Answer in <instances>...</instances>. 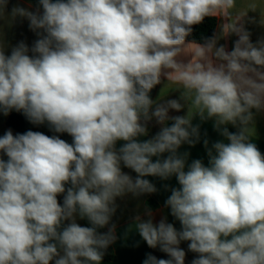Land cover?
Returning <instances> with one entry per match:
<instances>
[{
    "label": "clouds",
    "instance_id": "clouds-1",
    "mask_svg": "<svg viewBox=\"0 0 264 264\" xmlns=\"http://www.w3.org/2000/svg\"><path fill=\"white\" fill-rule=\"evenodd\" d=\"M7 5L0 0V19H27L38 38L10 55L0 39V112H22L72 143L31 130L0 136V264H101L117 240V198L158 191L146 177L176 179L164 205L180 229L166 216L154 222L151 209L136 215L129 231L169 257L148 254L143 264H185L181 242L197 254L191 264H264V154L252 111L264 109V39L254 44L245 27L256 23L249 12L264 26V0H39L35 12L11 13ZM206 18L223 21L219 34L188 41ZM232 34L231 51L217 46ZM173 90L179 98L165 99ZM153 118L162 127L141 139ZM197 119L223 138L203 140L207 165L180 151L200 141Z\"/></svg>",
    "mask_w": 264,
    "mask_h": 264
},
{
    "label": "crops",
    "instance_id": "crops-1",
    "mask_svg": "<svg viewBox=\"0 0 264 264\" xmlns=\"http://www.w3.org/2000/svg\"><path fill=\"white\" fill-rule=\"evenodd\" d=\"M242 3V0H238V5ZM14 6H20L23 8L30 9L35 12L39 6V0H8V5L6 12L11 13V10ZM42 11V9H41ZM248 18H255L256 23L250 22V19H246L245 27L251 33L250 39L255 44L257 41L264 39V26L259 24V13L258 12H249ZM217 20V29L215 35L219 34L218 25L223 21ZM37 35L29 28V22L27 19H23L17 17L13 23L9 17L4 16L0 19V39H4L8 45L5 49L6 55H10L11 47L17 45L19 42H25L29 48L33 45L34 41L37 39ZM238 39V37L234 34L229 35L227 38L220 39L218 41V45H224L227 51H231L234 42ZM31 55V53H29ZM166 81L162 80L160 85H157L150 93V96L153 100H157L160 91L164 86ZM180 96V91L173 90L170 91L168 96L165 99H178ZM183 103V101H181ZM14 111L11 110L7 115L3 112H0V136H3L8 130H11L13 135L19 134L17 131L10 129L6 122L8 117ZM254 114V126H255V143L257 147L264 154V109L257 111L253 109ZM186 113V109L181 110L180 112H176L174 110H170V116L184 115ZM193 123L200 124V135L201 139L195 146H189L188 144H184L181 146V152H189V162L193 159H201L207 165L208 157L207 152L203 144V140L207 139L209 141V146L217 140L223 139L219 133L213 128V121L208 120L201 123L198 119L194 120ZM39 131L44 133L45 135L53 136L58 135L61 139H64L68 143H72V137L67 133H55L50 130L47 123L43 125H38ZM162 125L158 126L155 118H153L150 122H148L149 136L142 137L141 139H147L151 136L155 135ZM230 132H237L238 128L232 126L231 124L227 125ZM0 156H3L0 153ZM6 160L7 157L3 156ZM155 160V158H153ZM122 171L130 174L133 178H135L136 173L131 169L125 168L122 166ZM153 184H155L158 191L153 194H144L139 197H134L131 194H127L122 198H117L116 204L118 205L115 214L112 216L110 225L114 223L116 225V236L117 240L113 243L114 250L116 253V260L112 262L105 261L104 258L101 261V264H143L148 254L154 255L157 259H168L166 253L162 252L159 247L150 248L147 243L140 237L138 232L129 231L130 226L134 223V217L136 215H141L143 219H147L148 217L145 215L146 209H151L153 214L154 222H159L163 217H167L168 222L173 223L174 226L179 230L180 223L175 220L174 217L170 215V209L166 208L164 205L165 200L171 194V187H178V183L176 179L173 177L167 181L161 180L157 177H146ZM164 185H168L169 189L165 190ZM59 202L63 203V195L58 197ZM152 201L153 204L151 207L149 206V201ZM77 223L81 226H90L87 220L77 219ZM99 231L105 232L107 231V227L104 229H100ZM180 247L186 252L185 264H191V261L197 256L196 253H192L188 251V242H181Z\"/></svg>",
    "mask_w": 264,
    "mask_h": 264
},
{
    "label": "trees",
    "instance_id": "trees-1",
    "mask_svg": "<svg viewBox=\"0 0 264 264\" xmlns=\"http://www.w3.org/2000/svg\"><path fill=\"white\" fill-rule=\"evenodd\" d=\"M216 29L217 20L214 18H206L202 24L194 26L193 32L189 37H187V40L204 43L208 39L215 36ZM171 123V121L168 122L169 126ZM6 124L10 129L17 131L19 134H23L28 130L34 132H38L40 130L38 125L30 123L22 112H17L16 110H14L8 117ZM152 204L153 202L150 200L149 206L151 207ZM103 258L108 262L116 260V253L113 244L105 250Z\"/></svg>",
    "mask_w": 264,
    "mask_h": 264
},
{
    "label": "rangeland",
    "instance_id": "rangeland-1",
    "mask_svg": "<svg viewBox=\"0 0 264 264\" xmlns=\"http://www.w3.org/2000/svg\"><path fill=\"white\" fill-rule=\"evenodd\" d=\"M160 124H158V126H159Z\"/></svg>",
    "mask_w": 264,
    "mask_h": 264
}]
</instances>
